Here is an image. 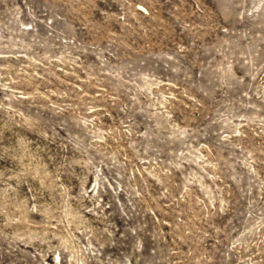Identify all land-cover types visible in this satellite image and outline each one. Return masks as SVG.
Returning <instances> with one entry per match:
<instances>
[{
	"label": "rangeland",
	"instance_id": "374dc122",
	"mask_svg": "<svg viewBox=\"0 0 264 264\" xmlns=\"http://www.w3.org/2000/svg\"><path fill=\"white\" fill-rule=\"evenodd\" d=\"M0 264H264V0H0Z\"/></svg>",
	"mask_w": 264,
	"mask_h": 264
}]
</instances>
